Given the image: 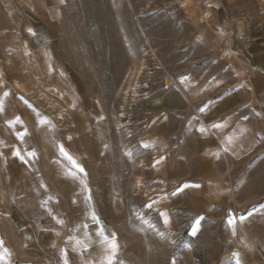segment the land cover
Listing matches in <instances>:
<instances>
[{"label": "rangeland", "instance_id": "1", "mask_svg": "<svg viewBox=\"0 0 264 264\" xmlns=\"http://www.w3.org/2000/svg\"><path fill=\"white\" fill-rule=\"evenodd\" d=\"M25 36L78 117L27 66L20 89ZM230 93L264 128V0H0V138L28 161L0 142V264H107L104 237L113 264H239L238 225L264 263V147L210 124L224 148L198 150Z\"/></svg>", "mask_w": 264, "mask_h": 264}, {"label": "crops", "instance_id": "2", "mask_svg": "<svg viewBox=\"0 0 264 264\" xmlns=\"http://www.w3.org/2000/svg\"><path fill=\"white\" fill-rule=\"evenodd\" d=\"M244 102V97L240 93H236L235 96H233V93H230L211 104L212 108L208 110V113L212 116L206 121L208 134L200 136L201 138L198 140L199 151L211 153L216 151L220 146L224 148V143L216 136V133L211 130L212 126H209L210 124L215 126L217 130L220 128L226 130V143L229 147L238 151L243 156L257 154L263 149L264 128L258 131L252 121L242 119L240 116L241 113L247 112L246 107L243 106ZM163 168H165L166 173H173L175 171V166L172 161L164 164ZM205 173H213V170L208 168ZM218 173H225L222 165H219ZM237 228L239 229L237 232L231 228V239L235 242L237 255L241 258V260L238 258L239 264H252L246 261L245 258L251 255V248H255L248 240L243 228H241L240 225H238ZM255 264L264 263H262V261H256Z\"/></svg>", "mask_w": 264, "mask_h": 264}, {"label": "bare ground", "instance_id": "3", "mask_svg": "<svg viewBox=\"0 0 264 264\" xmlns=\"http://www.w3.org/2000/svg\"><path fill=\"white\" fill-rule=\"evenodd\" d=\"M27 1H29V0H27ZM26 37H29V36L22 37V50H23V56L25 57V62L24 63L19 62L17 64L18 67H19V78L22 81V85L21 84L19 85L20 89L21 90L22 89L25 90L24 76L26 74L25 70H26V66H27L28 68H30V70H31V72L33 74V77L38 81L39 85L42 88L46 89L47 92L51 90L52 93L56 97L60 98L63 101V103L66 105V108L69 109V111L71 112L70 115L74 116L75 118L78 117L79 114H78L77 109H76V104H75L76 100L74 98V95H72L70 92H67L65 90H59L57 88V86H55L54 88H51L54 84L50 83V82L48 83L47 80L45 81L43 79V76L46 74V72L49 71V70H46L47 66L50 67V63H49L50 62L49 61L50 53H49V51L48 50H44V51H40L38 54H35L33 49L31 48V46H29V44L27 43ZM42 60H44L46 63L43 64ZM44 65H46V67ZM83 107H86V106L83 104ZM60 109H63V108H60ZM97 135L98 136H102L103 133L98 131ZM23 139H24L23 130H21V131L18 132L17 142H21ZM12 141H15L14 140V136H13L12 133H9V135L6 138H4V139L0 138V142H2V143L4 142L6 144H11ZM101 144H102V147L100 149L104 150L103 145L107 146L108 142L107 141H101ZM11 146H12V147H10V154L11 155L4 159L5 168H6L5 170L8 173H12V174L17 173V174H19L20 172L16 171L15 165L14 164H9V162H10L9 158H13V162H17L21 166L24 165V164H28V161H27V158L24 156V154H22L21 151L18 149V146L14 145V144L13 145L11 144ZM17 153H19V155H17ZM83 156H85L86 158L87 157L89 158L87 153H84ZM73 247L76 248L78 251H80L84 255V252H83V250H82V248H81V246L79 244L73 243ZM113 259H115V258L113 257Z\"/></svg>", "mask_w": 264, "mask_h": 264}, {"label": "snow or ice", "instance_id": "4", "mask_svg": "<svg viewBox=\"0 0 264 264\" xmlns=\"http://www.w3.org/2000/svg\"><path fill=\"white\" fill-rule=\"evenodd\" d=\"M201 131H203V129ZM62 151H63V149H62ZM17 155H19V153H17ZM81 171H83V170L81 169ZM162 215L165 216V223L167 224L168 223V220H167L166 214H163L162 213ZM93 219H95V216H93ZM199 223H200V221L197 220L196 221V226H198ZM230 223H232V221H230ZM196 231H197V227H193V235H195ZM101 235H102V233H101ZM104 239L107 242L108 247L111 250L110 251V254L107 256V264H113V257H115V255H116V251H117L118 245L116 244L114 238L112 240H108L107 237H104ZM0 246H2V242H0ZM2 259H3V256L0 255V260H2ZM65 264H67V261H65Z\"/></svg>", "mask_w": 264, "mask_h": 264}]
</instances>
